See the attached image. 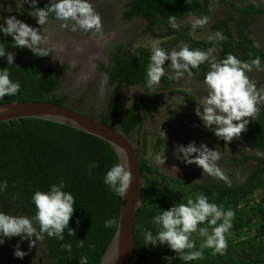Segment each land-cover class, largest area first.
I'll return each mask as SVG.
<instances>
[{"label": "trees", "instance_id": "trees-1", "mask_svg": "<svg viewBox=\"0 0 264 264\" xmlns=\"http://www.w3.org/2000/svg\"><path fill=\"white\" fill-rule=\"evenodd\" d=\"M210 0H128L123 19L131 21L140 17L145 25L143 35L160 40L166 44L181 31L174 29L171 24L186 17H207ZM49 2L39 0L37 7L43 8ZM220 4L231 11L230 15L216 20L209 30L212 34L220 31L224 39L216 42L201 41L193 38L190 33L180 34L171 47L183 41L192 49L208 51L218 47V61L231 53L242 61L250 62L257 56L264 64V46L258 48L248 38L246 31L253 25L258 16L264 15V5L257 7L252 3L236 6L233 3L220 0ZM31 6H19L17 14L21 21L32 26L37 25L30 11ZM169 17L174 19L169 21ZM199 32V28L194 31ZM0 42L4 43L6 51L15 54L14 65L8 66L5 58H0V68L7 67L10 79L19 82L20 92L14 96L0 99V105L13 101H42L58 106H67L66 95L57 96L55 90L60 84L63 72L68 69L62 64L56 70L52 67L50 57L35 56L28 49L11 47L12 38L0 34ZM150 48L130 49L121 45L111 50L107 65L99 64V71L107 75L106 86L110 90L104 110L97 119L105 125L119 129L123 135L137 133L135 149L139 154V133L142 120L139 114L141 99L125 108L122 115L118 112L119 89L132 86L146 85V71L149 64ZM166 50V49H165ZM43 68V69H42ZM255 70V69H253ZM209 71L208 65L200 66L199 71L193 70L192 77L198 81L204 80ZM187 75V74H186ZM171 81L165 76L161 79L158 89L169 88ZM156 94L149 98L144 106V113L148 119L149 112L155 110L160 103V96ZM170 96L181 97L188 101L195 109L199 102L187 91L175 88ZM70 108V107H68ZM75 110L73 108H70ZM93 110V108H91ZM91 110V111H92ZM86 116L95 118L93 112ZM116 122L117 127L112 124ZM246 138L253 147L264 152V107L261 108L258 121H250L245 131ZM148 133L145 135V153L139 161V171L142 178L139 207L133 217L134 264H167L166 257L176 254L166 245L155 248L144 247L143 236L136 230L137 224L155 232L156 226L151 219L161 209L167 210L174 202L186 203L187 199H195L198 193L208 197L209 202L222 206L225 211L232 210V228L226 233L228 247L221 254H212V249H203V258L187 262V264H264V194L255 197L258 191H264V158L257 155L243 153L233 144L220 141L221 149L228 146L237 156L232 159L235 168L249 162L255 164L254 169L240 185H232L222 179L205 176L201 182L191 183L168 177L152 167L146 161L148 154ZM212 136H215L212 133ZM163 144L158 136L151 147L152 153H157ZM99 166L88 174L89 163ZM118 158L113 148L99 138L68 128L63 125L37 119H21L10 122H0V181H8V189L0 194V211L10 215L31 217L35 214V207L31 203V196L36 190L47 191L53 183L61 180L67 185L66 191L76 199L75 211L69 221V227L75 231V236H67L58 241L46 235L36 247L29 249L28 241H24L20 248L28 254L23 259L14 257L13 250L19 237L6 239L2 246L5 258L10 264H79V259L87 257V264H99L115 233L114 228H105L106 220H118L120 197L116 196L103 183L106 172L115 164ZM226 176V174H224ZM15 194V200L12 199ZM181 200V201H180ZM242 205V209H237ZM161 208V209H160ZM222 221H218L220 223ZM252 228L255 234H247ZM211 231V229H209ZM33 239H35L33 237ZM84 240V247L78 249V240ZM197 248L202 238L193 234ZM62 243H71V253L61 250ZM171 264H186L177 257Z\"/></svg>", "mask_w": 264, "mask_h": 264}, {"label": "clouds", "instance_id": "clouds-1", "mask_svg": "<svg viewBox=\"0 0 264 264\" xmlns=\"http://www.w3.org/2000/svg\"><path fill=\"white\" fill-rule=\"evenodd\" d=\"M16 2L22 7L29 4L35 9L31 12L32 17L42 30L24 23L15 16L4 18L3 23H0V34L12 38L13 48L28 49L38 57H48L55 53L53 58L56 59L57 53L63 51V45L49 43L44 26L48 24L50 17L60 21L61 28H68L71 25L70 30L73 32L80 30L86 34L90 33L93 37L103 36L102 19L91 0H49L43 8L37 7L39 0ZM173 19L174 17H169L170 23ZM207 23V17L193 18L191 29L195 31ZM171 26L175 28L174 23ZM223 39L220 31H216L214 37H209L212 42ZM76 51L81 52L83 49L77 47ZM5 57L8 66L14 65L15 54L6 51L4 43L0 42V58ZM166 61H169L175 70L176 78H183L185 74L191 78L193 70L199 71L201 65H208L209 71L203 80L207 95L200 104H197L195 115L218 140L229 144L247 131L250 121H258L261 108L264 107V87L257 88L256 82L249 78L248 73L253 69L264 71L260 57L245 62L229 53L226 58L217 61L211 49L202 51L185 45L179 51L169 52L159 44H153L146 71L145 87L149 93L157 91L161 79L166 76ZM8 66L0 68V99L6 95L14 97L21 90L19 82L10 79ZM101 83H106V79ZM174 154L177 160L186 165L194 164L201 168L203 174L227 180L218 166L222 158L221 153L217 149H209L207 144L201 143L197 146L192 141L186 146L177 145ZM256 155L264 158V152L257 151ZM155 160L158 165H165L164 148L156 154ZM98 166L90 162L87 166L88 174L91 175L92 169ZM131 182L132 173L126 163H115L103 178V183L121 199L126 196ZM66 187L65 182L61 180L58 184H51L47 191L36 190L31 196V203L35 207V214L31 217L10 215L0 211V245H3L6 239L19 237L13 255L23 259L28 254L20 248L24 241H28V247L32 249L36 247L37 242L44 240L45 235L58 241L65 240V233L69 237L75 236V231L69 227V221L75 211L76 199L71 192L65 190ZM7 189L8 181H0V194L5 193ZM15 198L13 194L12 199ZM233 217L232 210L225 211L222 206L209 202L207 196L198 193L195 199L189 198L186 203L174 202L167 210L161 209L151 219L152 225L157 228L155 234L142 224H137L136 230L143 236L145 248L166 245L176 254L165 258L167 264H171L177 257L187 264L202 259L203 249H212L213 255L224 253L228 247L225 234L232 228ZM104 227H118V220L108 219ZM193 234L202 238L199 248L192 239ZM76 247L83 248L84 240L79 239ZM61 250L71 253L72 244L62 243ZM79 264H87V257H81Z\"/></svg>", "mask_w": 264, "mask_h": 264}, {"label": "rangeland", "instance_id": "rangeland-1", "mask_svg": "<svg viewBox=\"0 0 264 264\" xmlns=\"http://www.w3.org/2000/svg\"><path fill=\"white\" fill-rule=\"evenodd\" d=\"M49 2V0H45ZM235 4L236 6H243L246 3H252L257 7L264 5V0H225ZM96 11L100 14L103 24V36L93 37L90 33H83L80 30L75 32L71 31V25L68 28H61L60 21L54 18L49 19L48 24L44 26L45 34L49 38V43L55 45L59 43L64 46L77 45L81 46L86 43L83 48H86L91 44L93 52H87L86 59H84L88 66L83 65V62L74 61L72 65L67 63V58L54 59V54H50V62L53 68L60 67L62 64H67L68 69L61 76L60 84L55 90V95H66L68 97L67 106L75 109L84 115L93 112L94 117L97 118L102 110L106 98L109 93V89L101 82L105 80V75L100 73L98 67L99 64H106L109 57V53L116 46H123L132 50L138 47L150 48L153 44H157L160 40L151 38L148 35H142L141 31L144 26L143 19L134 18L131 21L123 19V12L128 0H91ZM19 4L16 0H0V23H3L4 18L15 16L21 20L16 13ZM210 14L207 16L208 23L205 25L199 34L194 31L190 32V35L198 40L209 39L210 32L208 24L214 20L226 17L231 14V11L220 4V0H210L209 4ZM31 12L35 9L31 7ZM33 14V13H32ZM193 18L186 17L182 20L173 22L176 30L188 27ZM42 30V28H41ZM205 31V33L203 32ZM246 35L253 41V44L262 48L264 46V15L258 16L255 23L249 27L246 31ZM96 41V42H95ZM97 41H101V45ZM95 42V43H94ZM185 46L183 42L176 45L174 48H169L168 51H179L181 47ZM219 48L212 49V55L218 61ZM67 59V60H65ZM55 65L57 67H55ZM82 67H86L88 73L81 81H77V77L83 70ZM166 67L172 71L175 75V70L171 67L170 62L166 61ZM43 69V68H42ZM171 73V72H170ZM251 80L256 82L257 88L264 87V71L253 70L248 73ZM175 79V88L187 91L193 95L196 100L201 103L203 98L207 95L205 86L202 81H198L195 77L189 78L186 74L183 78ZM88 81L92 83V86H88ZM96 90V92H95ZM99 91V95L96 94ZM146 87L136 88H124L119 90L118 98V112L122 115V111L133 103L138 102L145 93H147ZM117 127L116 122L112 124ZM147 142H148V154L146 155V161L156 168L159 172L167 175L171 178H176L181 181H187L191 183L201 182L203 177L208 174H203V170L196 165H186L175 157V147L177 145L186 146L189 142L194 141L197 146L201 143L207 144L209 149H217L221 153V160L218 162V166L221 171L226 174L227 180L225 182L232 185H240L244 182L245 178L254 169L255 164L249 162L244 166L235 168L232 159L237 156L235 151H232L228 146H224L221 149L220 141L212 136L211 131L204 127L200 119L195 115V108L188 102L184 101L181 97L167 96L162 94L160 96V103L155 110L149 112L148 126H147ZM160 136L163 140V144L157 153L151 152V147L154 144L156 138ZM131 144L135 149L137 145V133H131L128 136ZM235 147L239 148L243 153L248 155H256L259 151L251 144H249L245 132L241 133L239 139H233L231 142ZM164 148V154L166 157L165 165H158L155 160L156 154L161 152ZM264 194V191H258L255 197H259ZM237 209H242V205H239ZM247 234L254 235L255 231L250 227ZM264 240V237L262 238ZM4 250L0 246V264H10L7 258L4 257Z\"/></svg>", "mask_w": 264, "mask_h": 264}, {"label": "water", "instance_id": "water-1", "mask_svg": "<svg viewBox=\"0 0 264 264\" xmlns=\"http://www.w3.org/2000/svg\"><path fill=\"white\" fill-rule=\"evenodd\" d=\"M181 31L170 39L166 44H159L167 48L178 38L180 34L189 33ZM151 55V48L149 50ZM50 56V55H49ZM69 65L71 62L67 61ZM55 67H57L55 65ZM59 67L55 68L56 70ZM166 77L171 81L170 87L158 89L155 92L147 93L139 103V114L142 126L139 133V154L129 142L127 136L117 128L105 125L97 118H90L78 111L66 106H58L42 101H13L0 105V122L17 121L21 119H37L48 121L54 124L63 125L68 128L86 133L101 139L109 144L117 155L118 163H126L132 173V182L126 196L120 198V209L118 215V227L115 229L113 238L108 245L99 264H134V239H133V217L139 207L140 193L142 189V178L138 163L145 153V135L147 132L148 119L144 113V106L150 97L156 94L170 96L175 89V80L166 71ZM61 79V78H60Z\"/></svg>", "mask_w": 264, "mask_h": 264}, {"label": "bare ground", "instance_id": "bare-ground-1", "mask_svg": "<svg viewBox=\"0 0 264 264\" xmlns=\"http://www.w3.org/2000/svg\"><path fill=\"white\" fill-rule=\"evenodd\" d=\"M86 44H87V42L83 43V45L80 46V48L83 49V51H81V52L76 51V48L79 47L77 45H69L67 47L63 45V51L58 52L56 57L57 58H59V57L60 58H67L69 61H80V62H82V61H84L87 52L90 53V52L95 51V50H93L92 47L90 48L91 44H89V46L86 47V48H89L90 51H88L87 49H84L83 46L84 45L86 46ZM55 45L59 46L61 44L56 43ZM52 54L55 55V53H52ZM84 76H85V74L83 72L81 77H84Z\"/></svg>", "mask_w": 264, "mask_h": 264}, {"label": "crops", "instance_id": "crops-1", "mask_svg": "<svg viewBox=\"0 0 264 264\" xmlns=\"http://www.w3.org/2000/svg\"><path fill=\"white\" fill-rule=\"evenodd\" d=\"M210 2V1H209ZM127 4V3H126ZM210 4V3H209ZM209 14H210V9H209ZM209 14H208V16H209ZM137 18H140V17H137ZM224 18V17H223ZM140 19H142V18H140ZM219 19H222V18H219ZM219 19H217V20H219ZM144 21V20H143ZM216 20H214L212 23H210V24H208L209 26H208V28H210V26H211V24H213L214 22H215ZM144 25H145V22H144ZM144 27V26H143ZM143 29V28H142ZM201 30H202V28H199V32L198 33H196V34H199L200 32H201ZM191 31H193L192 29H190V32ZM189 32V33H190ZM203 32L205 33V31L203 30ZM209 32H210V30H209ZM141 34H142V31H141ZM143 35V34H142ZM210 35L212 36V37H214V34H212L211 32H210ZM198 40V39H197ZM207 40H209V39H206V40H201V41H207ZM96 42V41H95ZM94 42V43H95ZM97 42H99V41H97ZM161 42V41H160ZM160 42L159 43H157V44H160ZM181 42H183V41H181ZM181 42H179L178 44H180ZM100 44H98L97 43V45L96 46H98V45H101L102 44V42L100 41L99 42ZM184 43V42H183ZM178 44H176V45H178ZM185 44V43H184ZM176 45H174V46H169V47H167V48H164V49H166V51H168V49L169 48H174ZM186 45V44H185ZM138 48H141V47H138ZM142 48H146V47H142ZM151 48V47H150ZM215 48V47H214ZM137 49V48H136ZM213 48H211V50H212ZM220 50V49H219ZM107 63H108V59H107ZM105 66H106V64H104ZM165 71H167L168 73H170L171 74V76L173 77V79H174V77H175V75L172 73V71L171 70H169L167 67H166V65H165ZM192 78V77H191ZM196 78V77H195ZM175 80V79H174ZM107 82V81H106ZM136 87H145V85H139V86H132V87H129V88H136ZM120 90V89H119ZM147 93H148V91H147ZM147 93H145L143 96H145ZM132 105V104H131ZM129 107V106H128ZM127 108V107H126ZM148 119H149V115H148ZM148 126V125H147Z\"/></svg>", "mask_w": 264, "mask_h": 264}, {"label": "flooded vegetation", "instance_id": "flooded-vegetation-1", "mask_svg": "<svg viewBox=\"0 0 264 264\" xmlns=\"http://www.w3.org/2000/svg\"><path fill=\"white\" fill-rule=\"evenodd\" d=\"M86 59V58H85ZM65 60H67V59H65ZM67 61H69V60H67ZM85 61V60H84ZM84 61H82L83 63H82V66L83 65H86V66H88L86 63H84ZM69 62H71V63H75L74 61H69ZM86 62V61H85ZM103 64V63H102ZM104 65V64H103ZM82 71H81V74H79L78 75V77H77V81H81L83 78H85V76L84 77H81V75H82V73L84 72V74L86 75L87 73H88V71L86 70V67L84 68V67H82ZM98 69H99V67H98ZM65 72H63L62 73V75L64 74ZM100 73H102V74H104L105 75V79H106V81H107V75L104 73V72H100ZM61 75V76H62ZM106 85V84H105ZM88 86H92V83H90L89 81H88V84H87V87ZM98 91V90H97ZM95 92H96V90H95ZM110 93V92H109ZM96 94H98L99 95V91L96 93ZM106 100H107V98H106ZM105 103H106V101H105ZM104 107H105V104H104V106H103V108H102V110H104ZM101 110V111H102ZM100 111V112H101ZM204 178V177H203Z\"/></svg>", "mask_w": 264, "mask_h": 264}]
</instances>
